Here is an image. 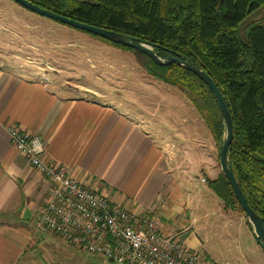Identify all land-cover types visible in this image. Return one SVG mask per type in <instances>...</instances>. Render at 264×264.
I'll return each instance as SVG.
<instances>
[{"label":"crops","instance_id":"obj_1","mask_svg":"<svg viewBox=\"0 0 264 264\" xmlns=\"http://www.w3.org/2000/svg\"><path fill=\"white\" fill-rule=\"evenodd\" d=\"M116 98L91 84L31 77L0 58V199L7 198L0 207V264H109L38 227L52 185L11 145L10 127L38 135L45 162L131 214L154 218L160 234L212 263L196 233L200 212L209 214L201 202L211 194L200 169L192 179L204 193L193 197L192 173L171 160L163 118L157 125L131 112L123 95Z\"/></svg>","mask_w":264,"mask_h":264},{"label":"trees","instance_id":"obj_2","mask_svg":"<svg viewBox=\"0 0 264 264\" xmlns=\"http://www.w3.org/2000/svg\"><path fill=\"white\" fill-rule=\"evenodd\" d=\"M27 1L70 20L122 34L134 44L151 47L160 58L180 56L204 70L231 118L233 139L227 161L248 205L264 223V0ZM249 17L253 22L241 38L240 27ZM142 55L147 74L183 93L218 148L225 127L208 86L178 65L158 66ZM207 188L224 208L244 214L222 173Z\"/></svg>","mask_w":264,"mask_h":264},{"label":"rangeland","instance_id":"obj_3","mask_svg":"<svg viewBox=\"0 0 264 264\" xmlns=\"http://www.w3.org/2000/svg\"><path fill=\"white\" fill-rule=\"evenodd\" d=\"M252 22L249 17L241 25V38ZM0 58L31 77L55 76L58 84L70 79L114 98L121 94L131 112L138 111L157 125L163 118L171 160L185 162L192 173L193 197L204 193V185L193 180L198 168L206 186L221 174L219 151L205 124L179 89L147 74L141 53L32 13L12 0H0ZM209 195L201 202L209 214L204 217L200 212L196 233L211 264H264V253L252 240L245 214L224 208Z\"/></svg>","mask_w":264,"mask_h":264},{"label":"built area","instance_id":"obj_4","mask_svg":"<svg viewBox=\"0 0 264 264\" xmlns=\"http://www.w3.org/2000/svg\"><path fill=\"white\" fill-rule=\"evenodd\" d=\"M8 134L11 145L52 185L38 219L43 231L113 264H205L203 253L160 234L154 218L131 214L45 162L38 135L14 127L8 128Z\"/></svg>","mask_w":264,"mask_h":264},{"label":"water","instance_id":"obj_5","mask_svg":"<svg viewBox=\"0 0 264 264\" xmlns=\"http://www.w3.org/2000/svg\"><path fill=\"white\" fill-rule=\"evenodd\" d=\"M13 2L17 3L18 5L22 6L23 8L31 11L32 13L38 14L42 17L47 19L53 20L59 24L67 25L71 28L78 29L84 31L86 33L95 35L100 37L108 42L121 45L126 48L133 49L141 54H144L148 58H150L156 65L158 66H167L170 64L178 65L179 67L184 68L185 70L193 73L196 77H198L201 81H203L208 88L210 89L211 93L213 94L216 104L219 108L221 118L225 127V137L223 142L218 147V158H219V165L221 169V173L223 176L229 181L232 190L238 200L239 204L241 205L245 217L247 219V223L250 227L252 236L256 242V244L260 247V249L264 253V223L262 219L250 208L248 205L242 191L240 190L232 169L227 161V152L229 145L233 139V130H232V122L225 105V102L222 98L220 91L218 90L217 86L214 84L212 79L208 76V74L202 70L198 66H194L186 61H184L180 56H172L168 55L164 58H160L151 47L144 45V44H134L131 40L127 39L124 35L108 31L105 29L97 28L94 26H89L87 24H82L76 22L74 20H70L64 16L58 15L51 11L42 9L32 3L28 2L27 0H12Z\"/></svg>","mask_w":264,"mask_h":264},{"label":"clouds","instance_id":"obj_6","mask_svg":"<svg viewBox=\"0 0 264 264\" xmlns=\"http://www.w3.org/2000/svg\"><path fill=\"white\" fill-rule=\"evenodd\" d=\"M9 195H11V194H9ZM6 199L7 198L0 199V207L4 206V203L6 202Z\"/></svg>","mask_w":264,"mask_h":264}]
</instances>
